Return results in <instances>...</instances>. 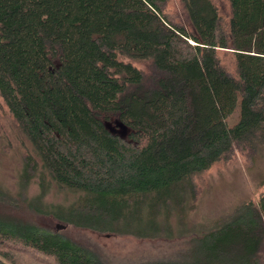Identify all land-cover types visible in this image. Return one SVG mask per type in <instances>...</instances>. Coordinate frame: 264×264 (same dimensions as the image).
Here are the masks:
<instances>
[{
  "label": "trees",
  "instance_id": "obj_1",
  "mask_svg": "<svg viewBox=\"0 0 264 264\" xmlns=\"http://www.w3.org/2000/svg\"><path fill=\"white\" fill-rule=\"evenodd\" d=\"M168 1L0 0V97L32 147L19 200L0 186V206L22 200L98 234L187 238L182 255L144 264H264V196L189 226L196 179L236 150L264 149V0H227L226 20L214 0H181L188 25ZM33 172L42 192L29 200ZM50 183L80 197L45 206ZM0 264L106 263L0 212Z\"/></svg>",
  "mask_w": 264,
  "mask_h": 264
},
{
  "label": "rangeland",
  "instance_id": "obj_2",
  "mask_svg": "<svg viewBox=\"0 0 264 264\" xmlns=\"http://www.w3.org/2000/svg\"><path fill=\"white\" fill-rule=\"evenodd\" d=\"M223 18L229 17L227 0H214ZM166 14L176 24L188 25L181 0H169ZM226 62L231 64L230 57ZM138 68L147 70L146 63H134ZM108 128L115 134L127 138L130 131L118 120L113 119ZM32 155L28 138L22 133L0 97V186L12 197L18 199L22 192L21 175L24 161ZM29 157V156H28ZM34 174L26 190L29 200L37 198L42 192L40 172ZM264 149L258 153L236 150L228 161H221L209 172L196 179L198 199L196 210L191 213L189 226H210L215 221L248 202H258L264 196ZM80 197L59 189L50 183V189L43 199L45 206H70ZM19 200V199H18ZM19 205L0 206V212L16 213L36 225L55 229L72 241L94 250L106 264H144L169 261L182 255L187 238L169 240H140L135 237L98 234L72 226H66L50 217L31 212L27 204L20 200ZM21 211V212H19ZM264 260V258H263Z\"/></svg>",
  "mask_w": 264,
  "mask_h": 264
}]
</instances>
